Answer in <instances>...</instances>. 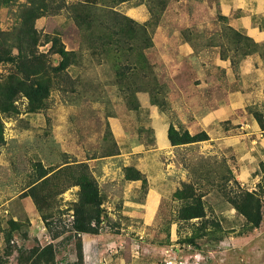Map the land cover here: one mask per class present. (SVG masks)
I'll list each match as a JSON object with an SVG mask.
<instances>
[{"label": "rangeland", "instance_id": "obj_1", "mask_svg": "<svg viewBox=\"0 0 264 264\" xmlns=\"http://www.w3.org/2000/svg\"><path fill=\"white\" fill-rule=\"evenodd\" d=\"M232 17L221 0H0V88L16 89L0 105V264H39L32 251L48 244L56 264L77 262L88 233L73 225L82 163L103 199L100 221L91 222L97 232L88 233L100 247H118L135 264H163L169 254H197L198 264H264V101L253 72L264 68V56L250 61V101L222 123L229 139H213L197 115L207 95H226L212 92V82L231 74L244 81L245 57L264 55V43L246 39ZM61 46L73 51L66 67ZM24 88L40 89L39 102ZM158 117L180 134L208 138L170 141L159 152ZM242 158L258 168L238 180ZM126 167L149 172L136 186ZM161 177L170 184L156 217L134 218L150 178ZM244 190L260 199L258 228L231 201ZM197 200L204 215L188 218L185 209Z\"/></svg>", "mask_w": 264, "mask_h": 264}, {"label": "crops", "instance_id": "obj_2", "mask_svg": "<svg viewBox=\"0 0 264 264\" xmlns=\"http://www.w3.org/2000/svg\"><path fill=\"white\" fill-rule=\"evenodd\" d=\"M221 7L224 15L233 16L230 20V24L235 29L242 31L249 37L254 38V40L257 42L264 43V0H221ZM262 56L264 55H262L261 53H254L246 56L244 61L242 62L241 66L244 69V81L242 80V82L248 88L244 87L242 90L241 79H237L235 77V74H231V76L228 75V79L226 81H220L219 84L214 85L212 82V85H210L212 92L221 91L223 94L226 93L225 96H222L220 98H216L215 94H213V96L207 95V98L205 99L206 103L204 104L205 106L203 107L202 113H197L198 118L202 119V123L208 125L205 126V128L213 137V139H229V135H227L228 133L222 126V123L226 120L234 121V116H232L231 111L235 109V106L237 105L238 107H243L247 104L248 101H250V99L246 100V96L250 95L249 92L252 89L251 86L254 85L251 81V78H247V76L253 69V63H250V61H258L263 58ZM223 61L224 64L222 67L227 68L228 65L226 61L228 60L224 59ZM253 72L255 73L254 78L255 75L258 78V82L255 83L257 87L254 88L257 91V96L259 97L260 102H263L264 68H257V66H255ZM227 73L229 74L230 72L227 71ZM199 85V88L202 87ZM183 98L186 102H188L189 98L187 96V93H184ZM158 118L160 119V123H158V125L156 126V135L158 138L157 150H159L160 152L166 149V147L170 146V139L168 136L169 125L166 118ZM230 137V140L238 141L239 143L241 141L240 137H242V135H234L231 133ZM263 140L264 137L261 139V142ZM253 141H257V138ZM147 156L149 157V159L152 157H156L155 153H150ZM149 161L151 162V160ZM246 161L247 159L242 158L241 161L238 162L239 166L235 169L238 180H241V178H248L247 173H251L258 168L256 161L251 164H247ZM139 170L144 174L149 172L147 167L139 168ZM152 178H150V184L148 186V193L145 202L141 205L142 207L136 210V215H133L134 218H141L146 221L154 219L156 217L160 202L162 201L163 197L166 196L164 188L166 186V183L170 184V182L165 181L164 177H161L160 180H162V182L153 184L155 182ZM129 181L136 186H139V184L141 183L140 179ZM96 237V235L88 233L83 235V262L81 264H135L133 257L129 258L122 253H116L118 251V247H100L99 239Z\"/></svg>", "mask_w": 264, "mask_h": 264}, {"label": "trees", "instance_id": "obj_3", "mask_svg": "<svg viewBox=\"0 0 264 264\" xmlns=\"http://www.w3.org/2000/svg\"><path fill=\"white\" fill-rule=\"evenodd\" d=\"M92 1H96V0H92ZM130 25L133 26L132 24ZM244 36L246 37V39L253 41V39L250 38L249 36L245 34ZM57 52L62 57V63H61V65H63L62 67H66L72 63L71 53H73V51H67L64 48V46H61ZM129 90L131 91V93L133 92L131 89ZM40 91H41L40 89L24 88L25 95L32 102H39L37 100V96L40 94ZM15 92L16 89L14 85L11 86V89L9 91L0 88V105L4 106V104H8L12 100V97L15 95ZM2 132H3L2 126L0 125V138L2 137ZM168 136L172 144L187 143L191 141H197L208 138L205 132H201L196 135H190L189 132L185 131L184 133L180 134L172 126L169 128ZM81 167H82V172L73 181L74 185L81 186V205H80L81 208L78 211V216L76 217L73 225L77 233H84V232L94 233L97 232V230L91 226V222L93 219H96V221L98 222L100 221L101 213H102L101 205L103 203V199L100 194L98 183L95 177H93V175L89 171L88 166L82 163ZM125 171H126V178L129 180L143 178L141 171H139L138 169L132 167H126ZM231 201L232 203H234L235 207L241 213L246 215L251 229L258 228L261 226L263 221V212L261 209L260 199L256 196L255 191H249V190L240 191L238 193V196L231 199ZM199 203L200 201L197 200L196 203H191L190 205H187L185 210L187 212L188 218L202 217L204 215L203 207ZM81 213L83 214L86 213V214H84L83 217ZM46 220L48 219L46 218ZM16 225H18V223H14L11 228L16 229L15 227ZM47 225L50 226V222H47ZM17 227L19 228V226ZM12 236H13V229H10L6 238L8 244L10 243ZM80 246L81 247H78V255H77L78 260L75 264H81L83 262V247L81 242H80ZM55 251L56 250L54 246L52 244H48L45 247H42L41 250L32 251L31 256H33L34 259L36 258L34 257L35 255L39 256L38 257L39 264H44V262L48 259L51 260L50 264H56V262L54 261L56 255ZM33 264H36V260H34Z\"/></svg>", "mask_w": 264, "mask_h": 264}, {"label": "built area", "instance_id": "obj_4", "mask_svg": "<svg viewBox=\"0 0 264 264\" xmlns=\"http://www.w3.org/2000/svg\"><path fill=\"white\" fill-rule=\"evenodd\" d=\"M190 259L182 256V257H174L172 254H169L165 259L163 264H198L196 260L197 254L190 255ZM193 258V259H192Z\"/></svg>", "mask_w": 264, "mask_h": 264}]
</instances>
